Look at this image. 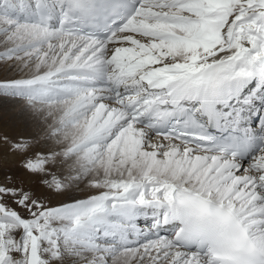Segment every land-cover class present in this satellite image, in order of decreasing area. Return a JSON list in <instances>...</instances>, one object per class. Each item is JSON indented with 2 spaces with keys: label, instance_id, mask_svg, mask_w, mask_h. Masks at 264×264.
<instances>
[{
  "label": "snow or ice",
  "instance_id": "1",
  "mask_svg": "<svg viewBox=\"0 0 264 264\" xmlns=\"http://www.w3.org/2000/svg\"><path fill=\"white\" fill-rule=\"evenodd\" d=\"M0 264H264V0H0Z\"/></svg>",
  "mask_w": 264,
  "mask_h": 264
}]
</instances>
